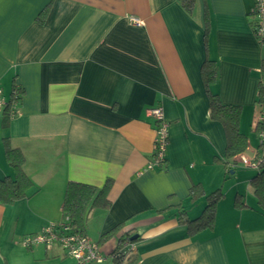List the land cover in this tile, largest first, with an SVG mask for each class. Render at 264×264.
Returning a JSON list of instances; mask_svg holds the SVG:
<instances>
[{"label":"crops","instance_id":"1","mask_svg":"<svg viewBox=\"0 0 264 264\" xmlns=\"http://www.w3.org/2000/svg\"><path fill=\"white\" fill-rule=\"evenodd\" d=\"M254 2L195 0L188 11L181 0H0V90L10 101L21 89L19 113L6 120L0 110V181L13 175L8 139L33 182L25 198L0 203V264H77L58 244L22 239L62 219L69 181L102 187L108 178L110 207L90 209L85 222L107 260L91 264H264L256 171L239 160L257 155L264 111ZM207 59L219 72L210 90L242 107L248 148L234 164L223 124L210 117ZM157 106L168 123L167 162L149 169L158 121L148 110ZM193 185L225 195L213 227L191 234L179 212L196 218L206 206L204 195L189 194ZM121 236L129 254L114 261Z\"/></svg>","mask_w":264,"mask_h":264},{"label":"trees","instance_id":"2","mask_svg":"<svg viewBox=\"0 0 264 264\" xmlns=\"http://www.w3.org/2000/svg\"><path fill=\"white\" fill-rule=\"evenodd\" d=\"M181 4L186 10L192 11L195 5V0H181ZM49 5L41 11L39 16L41 21L46 16ZM201 71L209 98L210 117L213 120L220 121L225 129L227 139L225 149L226 162L230 161L233 164L237 163L236 157L244 153L248 148V139L240 131L242 107L240 105L224 103L218 94H215L210 90V85L216 82L219 76L218 67L214 62L207 59L203 63ZM262 71L264 72V65ZM20 90L21 89L14 86L11 100H13L14 95L19 93ZM257 103L262 107L264 106V93L262 89H260ZM9 108L10 107L7 106L3 110L6 120L11 116ZM262 129L263 123L256 125V130L258 132ZM8 141V139H4L5 154L13 169V175L6 176L0 181V203L4 205H12L16 201L25 198L27 196V191L33 187V182L23 168L25 163L24 154L19 148L11 147ZM253 169L256 171V175L251 178L250 184L254 190L259 207L264 211V163L260 167ZM112 183V179L109 178L105 181L102 187L93 184L69 181L66 186L62 203L61 220L68 218L71 221L72 228L75 232L86 235L85 222L89 210L96 207H110L111 201L108 199V195ZM189 194L192 198L197 195H204L206 198V206L202 213L196 218L189 217L185 210H181L179 212V220L187 226V229L191 234L197 233L206 228H212L215 222L217 204L225 195L222 189L219 188L205 194L199 185H193ZM235 204L237 206H244V204L240 202V197L236 198ZM123 225L124 223H120L110 231L104 233L101 236V240L118 233V231L123 228ZM120 239L118 248L109 257L114 261L121 260L129 254V249L124 247V241L129 240L130 238L122 237ZM119 252L123 253L122 257L115 256V253Z\"/></svg>","mask_w":264,"mask_h":264},{"label":"built area","instance_id":"3","mask_svg":"<svg viewBox=\"0 0 264 264\" xmlns=\"http://www.w3.org/2000/svg\"><path fill=\"white\" fill-rule=\"evenodd\" d=\"M252 14L254 15V33L260 42H264V0H255ZM130 19L133 24L141 25L142 23L134 16ZM18 100L19 93H16L13 100L9 101L0 90V110H4L9 106L12 117L19 113ZM148 113L155 116L158 126L154 140L153 158L147 164V167L149 169H160L166 165V154L169 144L168 123L164 119L161 106L149 109ZM263 122L264 111L257 117L255 125ZM258 138L259 149L257 155L252 159L245 157L239 159L244 165L252 168H258L264 163V129L258 132ZM22 244L25 247L43 245L47 249H51L55 244H58L77 261V264L103 263L107 260V256L102 252L100 245L88 236L75 232L68 218L59 222L49 223L37 233L25 235L22 239ZM122 255L123 253L120 252L115 253V256L122 257Z\"/></svg>","mask_w":264,"mask_h":264},{"label":"water","instance_id":"4","mask_svg":"<svg viewBox=\"0 0 264 264\" xmlns=\"http://www.w3.org/2000/svg\"><path fill=\"white\" fill-rule=\"evenodd\" d=\"M133 238H137V235H135Z\"/></svg>","mask_w":264,"mask_h":264}]
</instances>
